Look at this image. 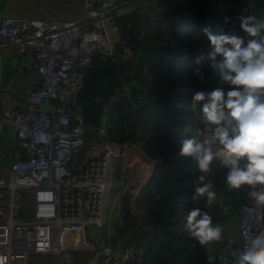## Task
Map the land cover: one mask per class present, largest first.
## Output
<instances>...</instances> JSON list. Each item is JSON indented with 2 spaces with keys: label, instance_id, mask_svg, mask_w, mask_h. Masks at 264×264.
I'll return each instance as SVG.
<instances>
[{
  "label": "built area",
  "instance_id": "1",
  "mask_svg": "<svg viewBox=\"0 0 264 264\" xmlns=\"http://www.w3.org/2000/svg\"><path fill=\"white\" fill-rule=\"evenodd\" d=\"M3 1L0 264H32L35 255L49 257L35 264H76L77 253L86 254L89 264H138L135 251L115 247L111 234L112 222L118 226L122 221L124 196L135 198L142 191L134 184L132 167L155 166L140 146L109 138L110 112L127 101L128 87L123 83L113 87L98 126L87 120L76 96L95 52L115 60L119 56L137 60L139 52L122 41L118 21L140 9L164 12V0H85L76 16L34 17L5 13ZM261 1L243 0L240 10L223 14L225 31L244 35L240 17H256ZM209 48L210 43L200 52ZM23 75L32 78L25 86V98L3 106L2 92L14 90ZM13 148L15 155L6 163L3 156ZM129 150L140 160L134 163ZM262 188L258 185L256 190ZM223 206L214 264H231L232 254L264 231V204L250 199L248 188L230 195ZM229 211L238 214L239 240L227 233Z\"/></svg>",
  "mask_w": 264,
  "mask_h": 264
},
{
  "label": "trees",
  "instance_id": "2",
  "mask_svg": "<svg viewBox=\"0 0 264 264\" xmlns=\"http://www.w3.org/2000/svg\"><path fill=\"white\" fill-rule=\"evenodd\" d=\"M219 1L229 0H164V12L140 9L118 21L122 41L135 45L139 55L136 61L117 58L114 72L127 85L129 95L111 110L108 135L121 145L139 144L156 160L142 187L141 219H135L125 196L123 223L112 240L115 247L132 248L140 258L138 264H210L205 251L184 229L183 217L186 210L202 207L214 222L222 225L224 221L218 204L192 199L200 173L188 158L178 155L181 139L204 128L198 106L191 103L192 91L219 86L207 61L195 63V56L209 44L203 29L221 32L208 23L210 4ZM234 1V9L240 10L243 1ZM197 67L204 80L194 72ZM225 172L214 162L204 182L212 183L219 193L226 189ZM217 244L212 242V254Z\"/></svg>",
  "mask_w": 264,
  "mask_h": 264
},
{
  "label": "clouds",
  "instance_id": "3",
  "mask_svg": "<svg viewBox=\"0 0 264 264\" xmlns=\"http://www.w3.org/2000/svg\"><path fill=\"white\" fill-rule=\"evenodd\" d=\"M239 28L244 35L236 30L214 33L205 27L210 48L195 56L196 64L207 61L219 86L192 91L191 103L198 106L204 128L181 139L178 155L199 171L192 199H203L205 205L217 200L213 184L204 182L214 162L226 169V189L247 186L248 197L264 204V188L256 190L264 185V19L241 16ZM194 72L204 80L199 67ZM183 220L211 264V244L221 239L222 225L202 207L186 210ZM231 264H264V231L248 238L232 254Z\"/></svg>",
  "mask_w": 264,
  "mask_h": 264
},
{
  "label": "crops",
  "instance_id": "4",
  "mask_svg": "<svg viewBox=\"0 0 264 264\" xmlns=\"http://www.w3.org/2000/svg\"><path fill=\"white\" fill-rule=\"evenodd\" d=\"M235 4H236V2L234 0H229L227 3L220 2V1L219 2H212L210 4V8H209V16H208L209 26L214 25L215 29H218L221 32H224L225 28L222 25V16L225 13H231L234 10H238V9H234L237 7V6H235ZM238 8L240 9V5ZM256 17L258 19H261V17L264 18V0H262L261 3L257 7ZM31 81H32L31 77H29L28 75H23V78L21 80H19V82L16 84L14 90L3 91L2 95H1L2 105L6 106V104H8L9 102H20V101H22L25 98V86H26V84L30 83ZM14 141H15V139L13 138L12 141L10 142V144H12ZM136 145L140 146L139 144H136ZM128 153L130 155H133L131 150H129ZM14 155H15V151L13 148V151H11L6 156L7 157L6 159L3 158V161H5L6 163L11 162V159L14 157ZM131 158L134 161V163L136 161L140 160V158L137 154H134ZM150 160L154 161V164H156L155 159L150 158ZM139 166L140 165H138V164H134V167H132V177H133V181H134L135 186H139L140 189H142L144 184L151 177L153 169L150 170L149 168L146 169L144 167L142 168ZM244 189H245V187H242L241 189H238V190H228V189L222 188L220 190V192L217 193L218 194L217 200L214 201V203L218 204L222 208V211L224 212L223 204H224L225 199L228 198L230 195H233L235 193H242L244 191ZM125 196H129V200H130L129 204L131 206L133 216L135 217V219L137 221L140 220L141 214H140L139 206L143 202L142 196H141V191L135 198L132 195H130L129 193L126 194ZM122 209H123V207H122ZM226 216L228 217L227 233L229 235L236 237V239L239 240L238 214L236 212L229 211V212H226ZM123 218L124 217H123V212H122V221L120 223L118 222L120 225H122V223H123ZM116 224H117V222H112V224H111L112 225L111 226L112 238L117 234V228L118 227ZM219 241H218V244H219ZM218 244H217V247L215 248V250L213 251L214 259L216 257V251L218 248ZM76 258H77L76 264H89L87 257H86V254H84V253H77Z\"/></svg>",
  "mask_w": 264,
  "mask_h": 264
},
{
  "label": "water",
  "instance_id": "5",
  "mask_svg": "<svg viewBox=\"0 0 264 264\" xmlns=\"http://www.w3.org/2000/svg\"><path fill=\"white\" fill-rule=\"evenodd\" d=\"M117 65L118 61L114 58L103 57L101 52H95L86 69L76 103L94 126L101 123L103 106L110 99L113 87L123 83L122 79L115 75Z\"/></svg>",
  "mask_w": 264,
  "mask_h": 264
},
{
  "label": "rangeland",
  "instance_id": "6",
  "mask_svg": "<svg viewBox=\"0 0 264 264\" xmlns=\"http://www.w3.org/2000/svg\"><path fill=\"white\" fill-rule=\"evenodd\" d=\"M85 0H4L3 10L8 14L21 16H44L47 13H58L64 16H76L80 13ZM219 24V23H218ZM6 158V155L3 156ZM49 257L35 255L32 264L45 262ZM41 261V262H42Z\"/></svg>",
  "mask_w": 264,
  "mask_h": 264
}]
</instances>
